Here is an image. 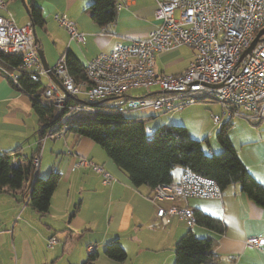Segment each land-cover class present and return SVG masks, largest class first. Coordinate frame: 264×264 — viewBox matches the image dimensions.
<instances>
[{
    "label": "crops",
    "instance_id": "0c3cea01",
    "mask_svg": "<svg viewBox=\"0 0 264 264\" xmlns=\"http://www.w3.org/2000/svg\"><path fill=\"white\" fill-rule=\"evenodd\" d=\"M115 1L116 4L126 2V6L117 9L115 21L102 27L90 16L87 8L90 0H31L30 5H38L41 9L43 24L39 29L35 26L34 32L49 67H53L67 50L85 64L98 53L111 50L116 43L148 33L153 25L155 0ZM5 2L6 9L0 14L10 15L18 25L30 21L20 0ZM55 14L67 15L84 33L83 41H72L64 28H56ZM89 40L91 42L87 43ZM83 44L95 47L86 52ZM179 48L156 55L154 68L157 73L176 75L188 67L194 55L188 63L178 67L179 59L174 55ZM221 113L219 105H213L212 127L217 128L227 121ZM215 117L220 121L216 122ZM41 129L30 96L0 72V154L10 152L15 162H24L35 148L40 155L46 141L64 138L60 152L52 155L53 151H49L46 166L44 162L49 173H59L47 212L39 213L30 205L28 179L20 189L0 191V264H81L92 251L97 253L95 264H173L175 244L188 230L196 236L215 238V264H264V246L257 250L245 242L251 236L264 238V208L252 201L238 184L227 186L220 197H188L181 203L189 210L198 208L218 217L223 224L221 233L196 224L191 227L186 218L178 216L163 224L156 216V205L150 200L152 190L146 186H132L128 177L92 140L71 132L43 138L49 129L40 138ZM32 137H36V143L26 145ZM26 150L29 154H23ZM79 157L102 165L116 181L106 185L99 173L74 167ZM241 160L264 185V149L255 163ZM42 161L40 156L38 170ZM181 171L179 168L176 175L173 173L174 181ZM51 236H55L56 243L47 248ZM110 241H117L124 248L125 262L104 255L102 249ZM90 244L94 249H88Z\"/></svg>",
    "mask_w": 264,
    "mask_h": 264
},
{
    "label": "built area",
    "instance_id": "2783aa9c",
    "mask_svg": "<svg viewBox=\"0 0 264 264\" xmlns=\"http://www.w3.org/2000/svg\"><path fill=\"white\" fill-rule=\"evenodd\" d=\"M155 2L153 25L148 33L116 43L111 50L86 61L83 81H76L69 72L66 52L53 67L43 68L32 22L18 25L10 15L0 14V72L21 90L17 79L20 73L35 83L42 82V78L47 80L39 96L42 104L54 109V122L43 138L66 133L69 119L100 111L102 107L94 103L103 100L107 101V109L121 114L146 109L173 112L196 101H211L219 103L221 115L227 120L239 118L256 126L264 124V34L240 59L257 33L264 29V0ZM123 6L126 2L117 4L116 8ZM5 9V0H0V11ZM54 19L72 41H83L84 33L67 15L55 14ZM181 46L194 50L188 67L176 75L157 73L156 55ZM8 56L20 58L18 69H9V62L5 61ZM51 75L61 88L51 80ZM136 87L143 88L144 93L130 96L128 91ZM80 95H85L87 100H79ZM215 121L219 122L220 118L215 117ZM39 160V155L33 159V180ZM74 167L99 173L103 184L116 181L108 170L91 159L79 157ZM210 196H221V190L212 180L182 169L176 181L153 188L150 200L163 224L178 216L186 218L192 227L195 225L192 210L181 203L188 197ZM165 201L170 204L164 205ZM245 242L257 250L264 246L262 237L251 236ZM55 243V236H51L46 247L52 248ZM88 249H94V245L90 244Z\"/></svg>",
    "mask_w": 264,
    "mask_h": 264
},
{
    "label": "trees",
    "instance_id": "16d2710c",
    "mask_svg": "<svg viewBox=\"0 0 264 264\" xmlns=\"http://www.w3.org/2000/svg\"><path fill=\"white\" fill-rule=\"evenodd\" d=\"M115 0H90L88 10L91 18L104 27L116 19ZM28 16L34 26L43 24L40 6L30 5ZM5 61L9 69H18L20 58L8 56ZM69 72L76 81L86 80L85 64L70 50L66 51ZM18 83L32 102V108L39 119V137H43L54 122V109L42 104L39 96L43 82L35 83L26 74L18 75ZM12 83V82H11ZM13 84V83H12ZM14 85V84H13ZM15 87H18L14 85ZM106 100L94 103L102 107L96 113L81 114L67 121V132L89 138L99 145L107 157L128 177L134 187L146 186L151 190L174 181L173 170L180 167L191 170L212 180L222 191L231 184H238L241 190L257 205L264 208V185L248 171L231 142L228 131L233 125L231 120L222 122L216 132L220 151L215 153L203 147L209 146L207 138L193 139L187 134L184 125H160L152 133H147L145 122L149 115L128 117L107 109ZM17 153V152H16ZM38 149L24 162L14 163L10 152L0 154V191L20 189L29 180L34 167L33 159ZM15 154V152H14ZM59 181V173L51 171L47 177L36 176L29 191V203L39 213L48 211L50 198ZM196 225L221 233V220L198 208L192 210ZM216 240L210 236L197 237L188 230L176 242L173 264H215L214 247ZM108 258L125 262L127 254L117 241L108 242L103 248ZM97 253H88L81 264H95Z\"/></svg>",
    "mask_w": 264,
    "mask_h": 264
},
{
    "label": "rangeland",
    "instance_id": "374dc122",
    "mask_svg": "<svg viewBox=\"0 0 264 264\" xmlns=\"http://www.w3.org/2000/svg\"><path fill=\"white\" fill-rule=\"evenodd\" d=\"M20 3H21L20 5H22L21 0H20ZM22 8H24L23 5H22ZM58 26L59 25L56 23V28H58ZM35 28L39 29L40 27L37 25ZM51 40L52 39L49 38L50 42ZM90 42L91 40H89L87 43H90ZM84 47H85V51L88 52L89 50H93L95 46L92 45L91 47H88L87 45H85ZM193 55H194V50L190 48L189 46H183L179 48L177 54L174 55L175 58L179 59L177 66L178 67L184 66L193 57ZM42 79H43V83L45 82L44 84H47L46 79L45 78H42ZM142 93H144V89L139 88V87L132 88L128 91V94L130 96H137ZM78 99L86 101L87 97L85 95H80ZM216 104L219 105V103L217 102L196 101L194 103L188 104L187 106L183 107L180 110L173 111V112L161 113L158 111L146 109V110H143V112L138 111V112L127 113V116L134 117L137 114L150 115L151 117H148L145 122V129L147 133L152 132L157 126H160V125H184L187 130L188 136H190L193 139H198V140L202 139L203 137L207 138L210 145L207 146L205 142H203V147L206 149V151L209 150V151L217 153L220 151V147L216 139V132L218 131L219 126L215 128L210 125L212 122H214V121H211V117H212L211 109L213 105H216ZM225 119L227 118L225 117ZM231 120H232L233 125L228 131V136L231 142L233 143L238 156L240 157V159H245L249 162L255 163L257 159L260 158L261 154L263 153V149H264V141H263L264 124L256 126V125L249 123L246 120H242L239 118H233ZM36 141H37L36 137H32L29 143L26 145H32V144L34 145ZM56 141L57 143H55ZM46 142H47V145L45 146V143H44L43 147L41 148L42 149L41 153L39 155V158L40 156L43 158L42 165L40 169L38 170L39 172L36 173V175L39 174V177L41 178L47 177V175L49 174V170L45 169V166L48 163L46 162L47 160L46 157L48 156L49 151L50 152L53 151L52 155L53 154L55 155L56 153L60 152L61 146L64 145V138L48 140ZM96 146L97 148H99V150L103 154H106L105 151L99 145H96ZM50 147H51V150H50ZM45 148H46V153L44 155ZM27 151L29 150H26L25 153L23 154H26V153L29 154V152ZM44 162H45V166H44ZM179 168L180 167H176L173 170L174 175H176V171L179 170ZM197 237H203V236L198 235ZM102 252H103V249H102Z\"/></svg>",
    "mask_w": 264,
    "mask_h": 264
},
{
    "label": "water",
    "instance_id": "95a60500",
    "mask_svg": "<svg viewBox=\"0 0 264 264\" xmlns=\"http://www.w3.org/2000/svg\"><path fill=\"white\" fill-rule=\"evenodd\" d=\"M21 2H22L23 7L25 8V11L28 13L29 12V5L31 3V0H21ZM263 34H264V29H261L257 33L255 39L252 41L251 45L242 53L240 59H242L245 56L246 53H249L253 49V47L256 45V43L260 40V36L263 35ZM35 41L38 43V40H37L36 36H35ZM38 54H39L40 61L42 63L43 68L49 69L50 67H49V65L47 64V62H46V60L44 58V55H43L42 50L40 49V46H39ZM51 80L54 83H56L61 88L59 82L57 81V79L53 75H51ZM33 176H34V174L32 173L31 176H30V178H29V188L31 186V183H32V180H33Z\"/></svg>",
    "mask_w": 264,
    "mask_h": 264
}]
</instances>
